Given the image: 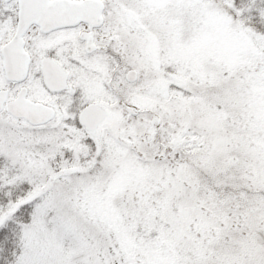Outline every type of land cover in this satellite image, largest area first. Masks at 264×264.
Listing matches in <instances>:
<instances>
[{"label": "snow or ice", "instance_id": "1", "mask_svg": "<svg viewBox=\"0 0 264 264\" xmlns=\"http://www.w3.org/2000/svg\"><path fill=\"white\" fill-rule=\"evenodd\" d=\"M0 264H264V0H0Z\"/></svg>", "mask_w": 264, "mask_h": 264}]
</instances>
